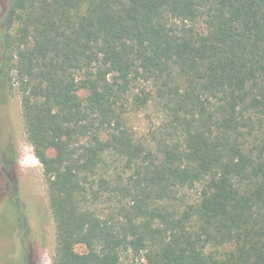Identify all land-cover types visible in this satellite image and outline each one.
Returning <instances> with one entry per match:
<instances>
[{"label": "trees", "instance_id": "trees-1", "mask_svg": "<svg viewBox=\"0 0 264 264\" xmlns=\"http://www.w3.org/2000/svg\"><path fill=\"white\" fill-rule=\"evenodd\" d=\"M3 22L0 81L12 64L56 225L53 264H123L122 253L264 264V0H10ZM140 78L183 133L158 154L120 112ZM8 143L0 134L4 198L21 193ZM107 153L126 178L95 179ZM99 187L115 201L109 218ZM197 187L180 210V191Z\"/></svg>", "mask_w": 264, "mask_h": 264}, {"label": "rangeland", "instance_id": "rangeland-1", "mask_svg": "<svg viewBox=\"0 0 264 264\" xmlns=\"http://www.w3.org/2000/svg\"><path fill=\"white\" fill-rule=\"evenodd\" d=\"M9 2L10 0H0V64L3 21L9 10ZM11 66L13 65L10 64L9 67ZM9 67L5 70L9 77H6L2 84L4 88L10 89L8 90L10 117L3 115L2 120L5 132L12 128L11 142L5 151L11 154L9 163L16 169L21 193L18 196L4 198V177L0 175V264H53L57 246L56 225L47 183L43 168L27 136L17 73L13 69L9 72ZM174 84L185 86V82L180 79H176ZM87 93L84 90L80 92L84 98ZM4 111L1 110L0 113L3 114ZM120 112L123 114L127 130L135 141L156 154L163 142L183 138L180 126L158 99L157 85L153 81L144 78L136 81L130 92L120 101ZM258 129V136L264 137V128ZM102 138L107 140L108 136L103 133ZM129 174L122 157L115 153H107L103 157L99 177L95 179L104 177L115 182ZM200 190V187L181 190L176 206L180 210H186L188 206L196 204L200 198ZM101 194L102 198L97 202V211L103 218H109L116 212L115 201L102 191ZM15 202H18L19 206ZM78 250L84 251L81 247ZM133 259L132 254L122 253L123 264H133Z\"/></svg>", "mask_w": 264, "mask_h": 264}, {"label": "flooded vegetation", "instance_id": "flooded-vegetation-1", "mask_svg": "<svg viewBox=\"0 0 264 264\" xmlns=\"http://www.w3.org/2000/svg\"><path fill=\"white\" fill-rule=\"evenodd\" d=\"M8 90L4 88L2 81H0V111L5 110L3 114L0 113V121L2 120V116H6L8 113ZM0 134L2 139H5V141L8 143L12 137V129H9L7 132L3 129V120L0 124Z\"/></svg>", "mask_w": 264, "mask_h": 264}]
</instances>
